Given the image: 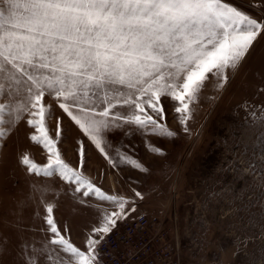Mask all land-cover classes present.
I'll return each instance as SVG.
<instances>
[{
    "label": "snow or ice",
    "instance_id": "obj_1",
    "mask_svg": "<svg viewBox=\"0 0 264 264\" xmlns=\"http://www.w3.org/2000/svg\"><path fill=\"white\" fill-rule=\"evenodd\" d=\"M262 35L264 22L225 0H0V148L27 117L29 139L46 150L47 164L28 153L19 163L29 174L59 176L82 205L92 198L99 202L97 224L83 248L73 243L67 224L59 226L54 204H46L50 250L33 252L27 264H38V257L49 262L55 257L56 264H101L99 245L118 220L136 211L134 200L105 193L83 174L82 140L78 166L65 162L58 148L64 116L113 168L127 164L147 172L127 152L114 150L105 133L127 126L141 134L176 135L162 123L164 98L176 104L187 131L205 84L215 80L214 87L223 89ZM55 107L61 116H55ZM250 115L254 125L264 127V107ZM52 118L55 136L47 127ZM148 148L163 155L158 147ZM45 195L41 192V203ZM134 195L143 199L139 191Z\"/></svg>",
    "mask_w": 264,
    "mask_h": 264
},
{
    "label": "rangeland",
    "instance_id": "obj_2",
    "mask_svg": "<svg viewBox=\"0 0 264 264\" xmlns=\"http://www.w3.org/2000/svg\"><path fill=\"white\" fill-rule=\"evenodd\" d=\"M225 2L264 22V0ZM228 75L223 89L214 87L215 80L205 84L187 131L174 112L176 104L164 98L162 123L176 135L141 134L127 126L105 133L114 150L127 152L147 172L127 164L113 168L63 117L64 139L58 148L65 162L78 166L77 141L82 140L87 161L83 174L105 193L135 201L136 211L118 220L112 232L144 215L150 224L175 234L180 264H264V141L260 139L264 127L254 125L250 115L264 107V35L239 69ZM54 111L55 116L62 115L58 107ZM26 119L0 148V264H27L33 252L50 250L44 221L48 203L54 204V218L62 229L67 224L78 247H84L98 221L95 198L82 205L59 176L29 174L19 163V157L28 153L39 165L47 164L46 150L29 139L33 129ZM47 127L55 136V118L47 121ZM149 144L163 155L150 152ZM135 191L143 199L135 197ZM41 192H47L44 203ZM38 264H56V260L38 257Z\"/></svg>",
    "mask_w": 264,
    "mask_h": 264
},
{
    "label": "built area",
    "instance_id": "obj_3",
    "mask_svg": "<svg viewBox=\"0 0 264 264\" xmlns=\"http://www.w3.org/2000/svg\"><path fill=\"white\" fill-rule=\"evenodd\" d=\"M101 264H180L175 234L140 215L108 234L99 245Z\"/></svg>",
    "mask_w": 264,
    "mask_h": 264
}]
</instances>
